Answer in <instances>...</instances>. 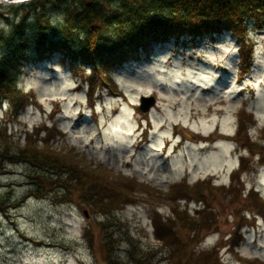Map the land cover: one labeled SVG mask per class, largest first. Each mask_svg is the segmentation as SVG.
<instances>
[{
	"label": "rangeland",
	"instance_id": "rangeland-1",
	"mask_svg": "<svg viewBox=\"0 0 264 264\" xmlns=\"http://www.w3.org/2000/svg\"><path fill=\"white\" fill-rule=\"evenodd\" d=\"M29 1L0 3V32L20 19L30 28ZM63 21L56 4L44 6L41 23ZM247 27L245 76L242 44L229 31L153 46L109 70L114 90L94 83L90 97L89 68L57 53L24 62L17 88L32 101L15 117L0 103L6 135L22 144L31 130L49 128L54 146L153 191L103 213L60 190L28 196L31 168L2 161L0 264H104L106 252L117 264H165L169 247L156 239L153 218L173 220V208L197 223L173 224L191 263L211 254L210 264L264 263V26ZM142 97L154 99L147 112Z\"/></svg>",
	"mask_w": 264,
	"mask_h": 264
},
{
	"label": "trees",
	"instance_id": "trees-1",
	"mask_svg": "<svg viewBox=\"0 0 264 264\" xmlns=\"http://www.w3.org/2000/svg\"><path fill=\"white\" fill-rule=\"evenodd\" d=\"M49 3L63 11L64 21L60 26L41 23L43 8ZM26 5L34 9L30 28L20 19L11 25L8 33L0 32V103H7L8 115L13 117L32 101V95L21 91L16 83V76L27 60L57 53L89 68L84 83L90 87V97L94 83L114 90L107 75L109 70L136 61L153 46L179 37L193 40L229 31L242 44L239 70L241 68L240 75L244 76L249 73L252 60L247 21L252 20L257 29L264 26V0H30ZM25 6L20 8L27 9ZM43 130L47 135L38 139L39 131ZM5 131L2 124L0 163H22L31 168L29 177L33 190L28 196L40 198L46 192L60 190L63 198L74 197L92 209L110 213L120 205L131 203L140 194L153 191L146 184H137L130 176L113 174L102 165L85 163L73 149L54 146L49 128L31 130L22 144L13 142ZM3 208L0 201V209ZM173 213V220L163 221L157 213L153 218L156 239L169 247L165 264L214 262L211 254L204 259L197 255V260L191 263L189 245L175 235L173 224L178 222L184 229L188 222L189 230H194L197 223L185 212L179 213L173 208ZM105 254L104 264H117L116 259ZM255 262L260 263L257 259Z\"/></svg>",
	"mask_w": 264,
	"mask_h": 264
},
{
	"label": "water",
	"instance_id": "water-1",
	"mask_svg": "<svg viewBox=\"0 0 264 264\" xmlns=\"http://www.w3.org/2000/svg\"><path fill=\"white\" fill-rule=\"evenodd\" d=\"M153 102L154 99L152 97H142L140 99L139 109L142 112H147L150 109V107L153 105ZM83 213L86 214L85 211Z\"/></svg>",
	"mask_w": 264,
	"mask_h": 264
},
{
	"label": "bare ground",
	"instance_id": "bare-ground-1",
	"mask_svg": "<svg viewBox=\"0 0 264 264\" xmlns=\"http://www.w3.org/2000/svg\"><path fill=\"white\" fill-rule=\"evenodd\" d=\"M5 1H8V0H0V3L5 2ZM9 1H22V0H9Z\"/></svg>",
	"mask_w": 264,
	"mask_h": 264
}]
</instances>
